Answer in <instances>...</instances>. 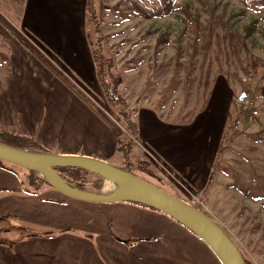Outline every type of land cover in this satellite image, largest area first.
<instances>
[{
    "label": "rangeland",
    "instance_id": "rangeland-1",
    "mask_svg": "<svg viewBox=\"0 0 264 264\" xmlns=\"http://www.w3.org/2000/svg\"><path fill=\"white\" fill-rule=\"evenodd\" d=\"M246 1L94 0L91 13L86 0L85 22L91 49L102 48L105 58L113 60L114 72L123 78L119 90L135 117L136 112L148 109L168 126L205 125L208 131L218 123L220 131H228L232 119L241 113L233 133L216 153L211 178L204 185L202 176L195 178L194 185L172 172L140 141L129 148L126 159L117 153L111 164L123 167L125 162L133 163L140 178L200 208L222 227L246 259L264 264V71L252 80L246 75L251 56L264 60V7ZM23 7L24 0H0V96L14 69V44L60 74L54 62L28 39L22 25ZM211 8L224 16L246 47L220 28L210 44L203 36L193 41L195 25L190 19L205 26ZM160 36L167 42L157 47ZM99 91V99L83 95V101L125 141L128 136L118 108L109 105L101 88ZM242 93L245 98L239 101ZM207 94L209 102L202 110ZM195 139L203 142L198 132ZM213 139L207 137V143ZM0 161L5 170L28 171ZM46 174L36 172L42 179H47ZM82 176L95 192L90 182L100 176L90 171ZM118 189L104 180L100 192L115 193Z\"/></svg>",
    "mask_w": 264,
    "mask_h": 264
},
{
    "label": "crops",
    "instance_id": "crops-1",
    "mask_svg": "<svg viewBox=\"0 0 264 264\" xmlns=\"http://www.w3.org/2000/svg\"><path fill=\"white\" fill-rule=\"evenodd\" d=\"M23 8L28 39L60 74L14 44L0 128L35 137L52 153L112 163L118 136L82 99L102 95L86 35V0H24ZM135 118L140 142L161 162L194 185L199 176L206 184L223 133L218 123L208 131L205 125L172 127L148 109ZM22 171L0 168V264H223L196 234L158 210L35 189Z\"/></svg>",
    "mask_w": 264,
    "mask_h": 264
},
{
    "label": "water",
    "instance_id": "water-1",
    "mask_svg": "<svg viewBox=\"0 0 264 264\" xmlns=\"http://www.w3.org/2000/svg\"><path fill=\"white\" fill-rule=\"evenodd\" d=\"M242 93L238 100L245 98ZM0 160L27 170L47 173L51 187L66 197L93 203L132 201L154 208L178 221L218 256L223 264H246L239 248L221 226L206 213L190 203L175 197L129 171L109 162L82 155L38 153L0 143ZM59 167H78L93 172L119 187L115 193L80 190L70 186L56 171Z\"/></svg>",
    "mask_w": 264,
    "mask_h": 264
},
{
    "label": "trees",
    "instance_id": "trees-1",
    "mask_svg": "<svg viewBox=\"0 0 264 264\" xmlns=\"http://www.w3.org/2000/svg\"><path fill=\"white\" fill-rule=\"evenodd\" d=\"M246 3L250 5L254 4L258 8L264 7V0H247ZM94 4H95L94 0H87V5H88L87 9L91 13H94ZM209 10H210V18L208 19L207 24L205 26L201 25L195 19H190V23H193L195 25L193 41L198 42L199 38L203 36L206 44L207 43L210 44L213 39L214 34L215 33L218 34L217 30L220 28L221 30L226 31L229 34V37L231 40H237L238 42H241V44L244 47H246L245 41L240 38L239 34H237L236 32L232 30L228 22H226V20L224 19V16L221 14H217L214 8H211ZM166 42H167L166 37L160 36L157 40V47H159L162 44H165ZM207 50L208 49L205 47L206 52ZM195 52L196 50L194 51L192 58L195 57ZM178 53L180 54L179 51ZM92 55H93L94 64L96 66L97 80L100 85V88L103 91L104 98L106 99L109 105H111L112 107L118 108L117 112L123 121L124 131L126 135L128 136V139L125 140L126 142L122 138H119L120 136H118V141H117V152L122 153L124 159H126L128 157L129 148L131 149V147L135 146L134 143L140 141L139 124L136 121L134 114H132L131 111L128 110L127 104L123 96L120 93L119 88L123 84V78L119 74L114 72L115 65L113 63V60L108 57L105 58L106 56L103 55L102 48L100 47L93 48ZM262 71H264V60L251 56L250 68L246 71L247 77L250 80L255 79ZM207 77H209V74L207 75ZM205 84L206 85L208 84L207 81L205 82ZM208 102H209V96L207 94L205 98V102L203 104L204 107L202 110L206 108ZM229 116L228 118L230 121L232 114H229ZM240 118H241V113H238L237 116L232 119L233 124L231 123V126H230L231 128L228 131H226V128L223 130L219 151H221L222 146L228 140L229 135L233 133L232 129H234V126H236ZM0 143L13 146V147H16L22 150H28V151L38 152V153H49L50 152L35 137L27 136L19 132L9 131L5 129H1V128H0ZM121 146H123V148ZM120 168L126 171H129L130 173L136 176H139L136 174V171L134 170L135 165L133 163L125 162V165ZM56 171L70 186L78 188L80 190L92 191L87 186L89 184L88 181H86L84 177L82 176V174H84L85 172H88V170L78 168V167H59L56 169ZM28 172H29L28 182L30 186H33L35 189H40L43 186L51 187V185L47 181L36 176V171L28 170ZM209 178H211V173L209 175ZM90 183L92 184V187L94 188L95 192H100V190L103 188V185H104V179L100 177L99 180H96ZM128 202H132V201H128ZM132 203H135V202H132ZM135 204H138V203H135ZM139 205L149 207L143 204H139ZM151 209H154V208H151ZM244 259L246 261V264H252L245 257Z\"/></svg>",
    "mask_w": 264,
    "mask_h": 264
}]
</instances>
